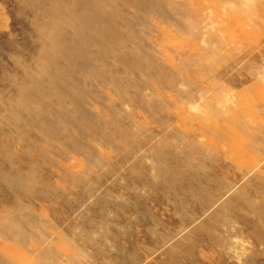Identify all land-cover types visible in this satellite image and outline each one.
Instances as JSON below:
<instances>
[{
    "label": "rangeland",
    "instance_id": "obj_1",
    "mask_svg": "<svg viewBox=\"0 0 264 264\" xmlns=\"http://www.w3.org/2000/svg\"><path fill=\"white\" fill-rule=\"evenodd\" d=\"M0 264H264V0H0Z\"/></svg>",
    "mask_w": 264,
    "mask_h": 264
}]
</instances>
